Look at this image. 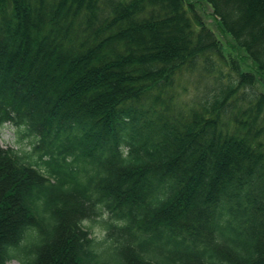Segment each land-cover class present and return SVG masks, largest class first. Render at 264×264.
<instances>
[{
	"label": "trees",
	"instance_id": "trees-1",
	"mask_svg": "<svg viewBox=\"0 0 264 264\" xmlns=\"http://www.w3.org/2000/svg\"><path fill=\"white\" fill-rule=\"evenodd\" d=\"M203 1L253 72L189 0H0V128L35 143L0 140V264H264V0Z\"/></svg>",
	"mask_w": 264,
	"mask_h": 264
},
{
	"label": "rangeland",
	"instance_id": "rangeland-1",
	"mask_svg": "<svg viewBox=\"0 0 264 264\" xmlns=\"http://www.w3.org/2000/svg\"><path fill=\"white\" fill-rule=\"evenodd\" d=\"M189 1L194 4L196 12L199 14L203 23L215 33L217 40L221 44L223 56L227 64L231 65L234 63L241 70L253 72L254 67L251 60L246 56L245 52L235 44L231 36L222 30L218 19L213 13L212 7L203 0ZM258 79L259 87L264 91V75H261ZM191 81L192 80H186V78L181 81V87L178 89L179 97H177L176 100L178 103L182 104L184 100L190 99L189 97L194 94L195 91L193 88V81ZM24 133L25 132L22 130V128L8 122L0 128L1 144L5 148L12 147L19 152H23L24 150H33L35 143H31L32 138L28 135H24ZM85 224L91 226L92 235L98 239L106 235V232L103 230V225L100 223V221L95 223L91 221H85ZM9 264H20V260L14 258L9 262Z\"/></svg>",
	"mask_w": 264,
	"mask_h": 264
}]
</instances>
